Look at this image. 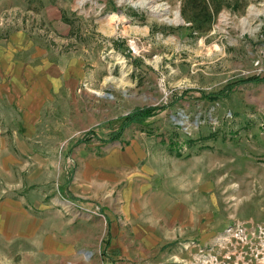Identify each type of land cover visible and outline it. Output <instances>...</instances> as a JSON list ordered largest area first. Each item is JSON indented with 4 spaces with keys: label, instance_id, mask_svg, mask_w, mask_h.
Wrapping results in <instances>:
<instances>
[{
    "label": "rangeland",
    "instance_id": "obj_1",
    "mask_svg": "<svg viewBox=\"0 0 264 264\" xmlns=\"http://www.w3.org/2000/svg\"><path fill=\"white\" fill-rule=\"evenodd\" d=\"M221 3L198 30L182 0H0V45L30 36L16 60L41 101L0 99L3 159L25 163L4 193L21 179L102 219L110 264L108 215L130 264H264V0Z\"/></svg>",
    "mask_w": 264,
    "mask_h": 264
},
{
    "label": "crops",
    "instance_id": "obj_2",
    "mask_svg": "<svg viewBox=\"0 0 264 264\" xmlns=\"http://www.w3.org/2000/svg\"><path fill=\"white\" fill-rule=\"evenodd\" d=\"M7 41L9 43L5 48L0 45V99L10 98L11 100L7 98L4 100L7 104L13 105L16 98H20V106L31 115V104L34 102V106H38L35 109L37 112L41 101L30 100L36 93V88L34 92H28L26 89L28 68L24 62L16 60V57L31 51L32 39L28 34L20 32ZM43 51L36 55H42ZM45 69L31 71V75H36L32 77L31 82L37 88L35 83L37 81L41 82L39 88L44 89L48 86L49 76ZM18 89H21L22 93L18 92ZM3 144L4 140L1 138L0 172L13 169L19 171L25 164L22 162L24 158H18L4 151L7 153L6 158L11 159H3ZM24 147L22 153L27 152ZM26 163L28 168L29 162ZM33 177L35 173L32 174ZM28 180L30 181L31 177ZM18 181L10 187L7 186L8 190L14 189V192L6 194L2 187L3 182H0V264H110L107 256L100 252L104 250V248L100 249V246L102 235L106 233L102 219L84 213L68 214L60 207L61 200L48 197L41 191L33 190L29 193L17 191L21 179ZM108 217L111 220V231H109L111 241L107 255L112 258L115 256L113 254L118 253L115 250L119 249L121 252L114 258V261L116 260L114 264H130L125 251L129 240H125L124 231L119 230V222L114 223V216L108 215ZM120 232L122 238H119L118 242L114 241Z\"/></svg>",
    "mask_w": 264,
    "mask_h": 264
},
{
    "label": "trees",
    "instance_id": "obj_3",
    "mask_svg": "<svg viewBox=\"0 0 264 264\" xmlns=\"http://www.w3.org/2000/svg\"><path fill=\"white\" fill-rule=\"evenodd\" d=\"M182 16L198 30L210 25L222 9L221 0H182ZM143 112H136L131 118L141 121ZM130 120V118H129Z\"/></svg>",
    "mask_w": 264,
    "mask_h": 264
},
{
    "label": "bare ground",
    "instance_id": "obj_4",
    "mask_svg": "<svg viewBox=\"0 0 264 264\" xmlns=\"http://www.w3.org/2000/svg\"><path fill=\"white\" fill-rule=\"evenodd\" d=\"M146 4H147V2L143 1L140 5L145 6Z\"/></svg>",
    "mask_w": 264,
    "mask_h": 264
}]
</instances>
